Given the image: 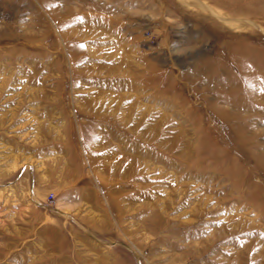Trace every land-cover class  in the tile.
I'll use <instances>...</instances> for the list:
<instances>
[{
	"label": "rangeland",
	"instance_id": "obj_1",
	"mask_svg": "<svg viewBox=\"0 0 264 264\" xmlns=\"http://www.w3.org/2000/svg\"><path fill=\"white\" fill-rule=\"evenodd\" d=\"M0 264H264V0H0Z\"/></svg>",
	"mask_w": 264,
	"mask_h": 264
}]
</instances>
